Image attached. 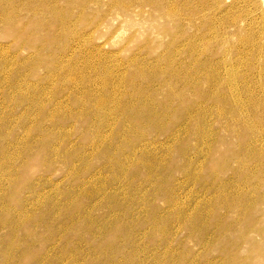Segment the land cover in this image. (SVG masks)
<instances>
[{
	"label": "rangeland",
	"instance_id": "374dc122",
	"mask_svg": "<svg viewBox=\"0 0 264 264\" xmlns=\"http://www.w3.org/2000/svg\"><path fill=\"white\" fill-rule=\"evenodd\" d=\"M13 1L18 12L23 9L21 13L17 12L18 15L22 14L20 16L22 19L18 16L16 24L13 23L15 27L1 22L0 11V28L4 29L2 31L0 29V33L4 31V34L1 33L3 36L0 34V56H2L0 58V83H2L0 84V141L2 142H0V264H264V136L259 142H255L251 135V140H244L242 126H237L230 120L233 118L232 109L221 105L228 111V119H224L225 122L220 120V116L216 113L217 107L215 106L218 104L212 102V106L208 107L212 110L211 115L207 114L204 121L192 120L193 125H191L194 128H188L190 137L181 136L185 138V141L179 142L176 138L169 136L183 128L185 120L190 118L189 113L191 112L188 113L180 108L176 111L177 105H174V109H169L164 113L170 116V122L165 127L159 125L155 118V116L163 115V112L154 113L153 118L156 120L153 119L151 123L142 120L147 117L145 113H138L137 127L144 131L142 133L146 134L147 140L154 143V147L151 148L156 149L153 156L150 154L147 158L140 157L144 166H128L131 168L126 169L124 173L119 168L106 167L107 162L111 164L113 159L126 163L124 157L115 155L121 138L105 139L100 142L99 146L105 142L103 148L109 153L100 150L97 157L94 156L88 162L82 163L84 159H87L85 154L94 153L92 143L95 142L93 137L95 132L92 131L94 125L88 131L87 122L84 121H80L81 125L76 128V124H79L78 119H74V121L64 119L63 123L67 120L70 121L64 124L61 121V129L72 131V133L75 131L72 134L73 137L71 136L73 139L71 141L77 147L68 156L61 144L63 138L58 128H53L52 135L46 132L39 133L42 135L41 137L37 132L32 135L36 127L34 115L37 110L30 111L35 105L31 101L42 97V93L36 89H30V99L22 100L19 95V87L15 88L16 84H11L22 83L26 78H28L27 81L35 85L48 82L50 75L48 70L51 65L46 67V64L54 61L51 56L55 47L51 45H55V31L48 33L44 30L43 27L51 15L48 12L47 14L40 12L47 10L50 4L43 1L26 7L27 1ZM138 1L140 4L135 0L137 7L134 11L143 13L141 15L137 13L138 17H134V21H138L142 25L128 26L125 18L120 22L114 21L105 24L101 28L103 34L98 31L94 36L93 45L100 48L101 51L103 49V54H101L102 57H105V64H108L116 72L127 73L131 69H135L138 64H143L144 61H148L144 65H153L158 61L159 56H164L165 62L169 61L166 64L163 61L166 66H171L174 61L177 65L176 69H183V71L187 68H203L198 72V75L205 79L207 78L208 65L211 62V51L215 52L214 61L240 58L247 51L233 49L229 44L235 43L234 46L236 45L238 37L234 33L233 23L243 18L238 10H234V14L230 13L229 8L233 4L232 0L221 5L216 0H169L172 4L184 8L182 27L178 22L168 19L163 14L165 8L160 12L155 11V2L153 4V1H158L157 3L164 1L146 0L148 3L143 0ZM17 2L18 4H16ZM37 3L41 6L37 7ZM65 3L66 0H60V8L66 9ZM215 5H217V9L214 8ZM139 6L141 7L138 8ZM95 10L98 11L97 8ZM9 11H13V9L11 8ZM78 14L80 19L81 14L79 12ZM161 14L165 19H161ZM94 19L95 16L86 14L79 21H93ZM242 25L244 26L243 23ZM21 26L25 31L23 39L30 41L33 44L32 48L22 47L13 36L9 35L10 32H15ZM217 33L220 35L223 33L226 37L227 33H230L231 40L220 47L215 42L218 38ZM183 34L184 38L180 46L177 44L173 47L175 51L167 53V47L175 40L176 36H183ZM88 37L86 36V39ZM67 41L71 42L69 43L70 47L67 51L61 52L64 64L69 65L74 60V65L71 66L81 67L89 59H92L96 65L100 64L97 58L92 57L91 49L93 50V48L89 43H85L84 40L79 42L67 39ZM44 42H48L46 49L42 48ZM62 43L68 44L66 41ZM194 43L195 46L191 47ZM150 48L152 49L150 50ZM176 49H181V53L176 52ZM229 49H233L235 54L228 55ZM221 52L227 56L223 57ZM165 54H167V59ZM38 60L44 64L39 66L34 73L30 67L25 66L28 62L33 63ZM136 60L137 64L134 63ZM19 61L21 66L17 68L14 63ZM120 62L123 65H120ZM261 65L262 67L255 71L264 73V65ZM6 67L7 69H5ZM243 67L239 71L250 72L251 69H248L247 66ZM60 73L62 74V72ZM188 73L195 74L193 70ZM87 74L88 76L92 75L89 72ZM67 76H69L68 73L61 80H55L53 85L47 87V89L49 87L59 90L67 89L66 91L59 92V96L55 98L47 96L44 98L53 99L54 104L52 103V105L63 103L65 106L63 114L69 117L72 112L83 107L81 101H86L87 108L92 107L93 100L101 94L102 87L101 85L95 86L91 96L86 91L83 92V88H81V91H76L74 97L73 92L70 93L69 90L71 87L74 88V85L67 82ZM160 76H157L158 79L156 77L158 81L154 88L163 79L171 81L170 76L163 79ZM214 76L217 77L218 81L215 83L218 85H222L223 80L227 78L224 71L217 72L213 78ZM261 76L256 74L255 76L250 75L245 80H242L241 77L237 79L238 86L242 87L240 88L242 102L249 103L248 97L252 98L253 96L252 99L263 100L264 94L261 93L264 91V77ZM194 79L192 78L190 81L195 90L205 91L208 85L206 81L202 80L200 81L201 85H197ZM160 86L162 85H159L158 89ZM173 88L179 92V95L183 91L181 82L173 84ZM226 89L224 92L229 91ZM193 93L188 94L192 97ZM161 94L163 96L159 101H166L169 92L165 90ZM66 100L68 101L66 102ZM155 102L158 103V101ZM48 108L52 107L48 106ZM256 110L260 113L264 112L263 107L258 106ZM246 113L249 111L247 110ZM249 115H245V118H248ZM260 122L264 128V118ZM38 123L45 126L46 130H52V124L44 116L38 120ZM84 128H86V135L83 132ZM204 129L206 130L203 132ZM103 132L104 135L108 134L105 130ZM81 133L84 134V137ZM241 133L242 136H240ZM45 137H48V140L43 141ZM53 139L55 140L53 141ZM32 140L34 143L36 140L43 143L42 145H31L30 150L33 153L42 150V146L49 143L48 153L29 156L21 151L14 152L20 147H27V141ZM140 142L133 139V149L137 148ZM162 145L163 147H161ZM252 146L262 147L261 153L253 156L256 159L248 155ZM208 149L210 150L208 151ZM126 153L129 155L130 151ZM95 158L98 162L95 161ZM161 159L167 162L164 168L158 166ZM145 165L157 167L150 170L146 169ZM73 166L78 167V170L72 171ZM126 177L133 179L132 185H128V187L127 183L123 182ZM96 192L98 195L94 197H83V194L93 195ZM16 194H19L20 197L15 198ZM8 196L12 197L9 203L7 202ZM129 196L134 198L131 204L128 202ZM46 197L47 201L42 200ZM61 198L63 200H60ZM18 204L25 211L34 210L31 215L38 218L33 219L34 221L27 223L22 228H17L15 225H19L20 217L15 215L14 230L12 231L9 227L11 223H8L10 219L6 217L8 212L13 214V210L18 211ZM36 205L37 209L35 210ZM8 206L10 208L7 209V212L4 208ZM80 207H85L87 213L90 210L92 212L90 214L75 212L73 215L70 213L71 210H81ZM128 219L134 223L135 230L125 233L127 230L124 225ZM53 220L57 223L56 230L50 232L46 222ZM7 224L8 226H6ZM62 226L63 232L61 231ZM205 227H209L208 232L205 231ZM24 244L31 248L29 250L23 248Z\"/></svg>",
	"mask_w": 264,
	"mask_h": 264
},
{
	"label": "bare ground",
	"instance_id": "6f19581e",
	"mask_svg": "<svg viewBox=\"0 0 264 264\" xmlns=\"http://www.w3.org/2000/svg\"><path fill=\"white\" fill-rule=\"evenodd\" d=\"M25 1H27L26 7H30L35 2L47 1L50 4V7L47 10L41 11L40 13L41 14H47V12H48L51 15L49 21H47L45 23L43 28L48 33H53L55 31V45H51V46L55 47V50L51 56V58L54 61L52 63L46 64V67L51 65V66H49L50 69L48 70L49 74H50L48 76V82H45L44 84L41 83V84L35 85V84H32V82L27 81L28 78H26V80L23 81L22 83H19V84L18 83H11V84H16L15 88L19 87V95L21 96L22 100L30 99V97H31L30 92H29L30 89H36L37 91L42 93V97H40L39 99L37 98L34 101H31L32 103H35V105H33V109L30 111L37 110V113L34 115V122L36 123V125H35L36 127L33 130L32 135H34L35 132H37L38 134L41 132H43V133L46 132L47 134L52 135L53 128L54 127L58 128L60 130L61 136L63 138V141L61 142V144H62L63 148H65V151L68 154V156H70L74 152L75 148L77 147V145L71 141V139H72L71 136L75 131L72 133V131L68 132L69 130L66 131L65 129H61V121L63 123L64 119H71L73 121H74V119H78L79 124H76V128L79 127V125H81L80 121L81 122L84 121V122H87L86 123L87 127L86 126L85 127L88 128V131L90 130V127H92L94 125L92 131L95 132L93 134V137L95 138V142L92 143V148H93L94 153L85 154L87 159H84L82 161V163L88 162L90 158L98 155V152L100 150L108 152L105 148H103L105 142H103L99 146L100 142L105 141V139L115 140L117 138H121V143L118 144V146L115 150V155L124 157L126 159V163L122 162V161L118 162V161H116L117 159H113V162H111V164L109 162H107L106 167L110 168V169L119 168L120 171L122 173H124L126 171V169L131 168V167L128 168V166H132V167L144 166V162L142 159H140V157L147 158V156L150 154H152V156H153L156 149L151 148V147H154V143L146 139V134L142 133L144 131L138 129V127H137L138 126V121H137L138 113H140V112L145 113V115L147 117H144V119H142V120L148 121L151 123V121H153V119H154L153 118L154 113L163 112V115L155 116V118H157V123L159 125H161L162 127H165L170 122V120H169L170 116L168 114H164V113L167 112L169 109H174L173 108L174 105L175 106L177 105L176 111H178L179 110L178 108H180V109L186 110L188 113L191 112V113H189L190 118H187L185 120L186 122L183 125V128L179 129L178 132H175L174 134H171L169 136V137L174 138V139L176 138L179 142L185 141L184 140L185 138H182L181 136H185L186 138L190 137V132L188 131V128L189 127L194 128V126H192L193 124L191 123L192 120L197 119L200 121H204L205 118L207 117V114L211 115L212 110L209 109L208 107L212 104V102L214 104H218L215 107H217L216 113L220 116V118H221L220 120H224V119L227 120L228 119V111H226L224 109V107L227 108V106H228L229 109H232L231 115H233V118H231L230 120H231V122L236 123L237 126H242V128H243L242 131L244 133H243V136H242V133L240 136H242V138L244 140H247V139L251 140L250 139V135H251L254 137L255 142H259L260 139L262 138V136H264V128L260 122L262 120V118H264V112L260 113L258 110H256V108L258 106L264 108V98H263V100L262 99H252L254 96L252 98H250V97H248L249 96L248 95L247 97L249 99H247V100L249 103L242 102L243 97H242L241 92H240V90H241L240 88H242V87L238 86V81H237V79L240 77L242 80H245L250 75L255 76L256 74L262 75L264 77L263 71H262V73H260L259 71H255V70L262 67L261 64L264 65V0H232L233 4L229 8L230 13L234 14V10H238V11H240V13L243 17L242 19L237 20L233 23V26L235 29L234 33H236V35L238 37V39L236 38V45L234 46L235 43L233 45H231L232 43H229V41L231 40L230 39L231 36H229L230 33H227V37L224 36L223 33L221 35L219 33H217L216 36L218 38L215 40V42L218 43L220 45V47L226 43H229L231 48H233V49H238V50H243V51L247 50V51L244 52L240 56V58H236V59L230 58V59H225L222 61L221 60L214 61L213 59L215 57V52L211 51V62L208 65L207 78H205V79L198 75V72H200L203 68H196V69L187 68L188 70L186 69L183 71V69H176L177 65L175 64L174 61L171 63V66H166L165 64L169 61L166 60L167 62H165V58H163L164 56H159L158 61H156L155 64H153V65H144V63H148V61H144L143 64H138V66L136 65L137 67H135V69H131L127 73H125V72L123 73L120 71L116 72L114 69L110 68L108 66V64H105V62H104L105 57H102L103 56L102 55L103 49L101 51L100 48L95 47L93 45L94 36L98 31L103 34L101 28L105 24L112 23L114 21L120 22L121 20H123L125 18H126L125 21H126L128 26L142 25V24H140V22L134 21V17H138L137 13H139V12L134 11V9L137 7V5L135 6V0H66V3H65L66 9L60 8V0H23V2H25ZM136 1L139 2L138 0H136ZM143 1L147 2L146 0H143ZM143 1H141V2H143ZM160 1H164V2L157 3L158 1H153V4L155 2V4H154L155 11L160 12V11H163V9L165 8V11H164L165 13H163V14L168 19H170V20L172 19V20H175L176 22H178V24L182 27L183 26V20H182L183 13H182V11L184 10V8L177 6L176 4H172V2H170L169 0H160ZM228 1L229 0H216V2L219 5H221L223 3L226 4V3H228ZM16 4H18V2ZM139 4H140V2H139ZM38 6H41V5L37 3V7ZM140 7L141 6H139L138 8H140ZM9 8L10 9L12 8L13 11H9L10 10ZM96 8L98 9V11L95 10ZM214 8L217 9V5H215ZM220 9L222 10V8H220ZM22 10H19V12L21 13ZM92 10H93V12H90ZM0 11H1V18H2L1 22L4 24H7V25H11L12 27H15V26H13L14 25L13 23H15L18 16L20 19H22L20 17L22 14L21 15L17 14L18 9L16 8L13 0H1ZM142 11H143V9H142ZM78 12L81 14L80 19H79ZM86 14H88L90 16H95V19L93 21L87 20V21L80 22ZM163 14H161V19H165L163 17L164 16ZM96 19H97V21H95ZM239 23H241V24H239ZM242 23L244 24V26L242 25ZM4 27H6V26H4ZM2 29H1V31H2ZM76 29H78V30H76ZM3 32H1V33H3ZM5 33H6V31H5ZM9 35L13 36L16 39V41L19 43V45H22V47L32 48L33 44L30 41L23 39V36H25L24 27L21 26L20 29L17 28V30L15 32H10ZM236 35H234V36H236ZM86 36H89L88 39H86ZM183 38H184V34H183V36H181V35L176 36L175 40L167 47L168 52L167 51L166 52L170 53L169 51H175V50H173V47L177 46V44H178V46H180V43L183 41ZM67 39H70L71 41L72 40H78L79 42L84 40L85 43H89L93 48V50L91 49L92 57L94 59L97 58L98 59L97 61H99L100 64L96 65L92 59H89L85 63V65L81 66V67H79L77 65H75V67L71 66V65H74V60H73V62L69 63V65L71 67L69 65L64 64L62 62L63 54L61 52L63 50L67 51V49L70 47L69 43H71V42H68L69 40L67 41ZM237 40H238V42H237ZM64 41H66L68 44L64 45L62 43ZM79 42H77L78 45H79ZM237 43H238V45H237ZM194 46H195V43L193 45H191V47H194ZM47 47H48V42H44L42 45V48L46 49ZM241 48H243V49H241ZM5 49H7V48H5ZM151 49L152 48H150V50ZM233 49H229L227 54L228 55L235 54V51ZM8 51H10V50H8ZM180 51H181V49H179V50L176 49V52L181 53ZM223 51L226 52L227 50H223ZM79 52H82V51H79ZM207 52H208V50H207ZM222 52H221V55H223V57L227 56V54H225V53L223 54ZM6 53H7V51H6ZM113 54H115V53H113ZM166 55L167 54H165V57H166ZM77 56H79V55H77ZM1 57L2 56H0V58ZM82 57H84V56H82ZM111 57H112V55H111ZM166 59H167V57H166ZM247 60H249V61H247ZM251 60L253 62L256 60H259V61L254 62V63H257L255 65L253 62H250ZM20 61L14 63V65H17V68L21 66V64H19ZM78 61H79V59H78ZM163 61L165 62V64L163 63ZM117 62H118V60H117ZM134 63L137 64L138 63L137 60ZM43 64L44 63L42 61L38 60V61H34L33 63L28 62V64L25 66L30 67V69H32L33 73H34L37 71L38 67L43 65ZM121 64L122 63L120 62V65ZM8 65H10V64H8ZM244 65H245V68L247 66L248 69H251L250 72H247V73L243 72L242 73L241 71H239V69L241 67H243ZM7 67L5 69H7ZM22 69H24V68H22ZM22 69H20V71H22ZM32 70H30V72ZM191 70H193L195 72L194 75H191L188 73ZM223 71L225 74H227V78H225V80H223L222 85H218L215 83L218 81L217 77L214 76V78H213V75L215 73L217 74V72H223ZM247 71H249V70H247ZM60 72H62V74ZM88 72L91 73L92 75L88 76V74H87ZM66 73L69 74V76L66 77L67 82H69L70 85H74V88L73 87L69 88L70 93L73 92L72 95L76 94V91H81V88H83L82 89L83 92L86 91L87 94H90V96H91V94H93L92 91L95 90V88H96L95 86L101 85V87H102V90L100 89L101 94L96 99L93 100L94 104L92 105V107L87 108L86 107V101H81L83 107L79 106L80 109H77V111L72 112V114L69 117H67L66 114H63V107H65L63 103L62 104L57 103L55 105H52L53 99H48V98L45 99L44 98L45 96H47L49 98L50 97H53V98L58 97L60 94L59 92H61L63 90L64 91L67 90V89L66 90L65 89L59 90V89H55L52 87H49L47 89V87L49 85H53L55 83L54 82L55 80H59V79L61 80ZM158 75L159 76L161 75L162 77L161 76L160 77L162 79L164 77L170 76L171 81L169 82L168 80L163 79V81H161V83H159L156 86V88H154L155 84H157L156 82L158 81V80H156V77ZM220 77H222V76L220 75ZM192 78H195L194 80L197 83V85H201L200 81L205 80L206 83L208 84L205 91L195 90V87L193 86V84L190 81V79H192ZM157 79H158V77H157ZM171 82H175L176 84H177V82L182 83L183 91L180 93V95H179V92H176L173 88V84H175V83L172 84ZM26 83H27V85H26ZM170 83H171V85H170ZM0 84H2V83H0ZM159 85H162V86H160L158 89ZM262 85H263V83H262ZM26 86H27V88H26ZM226 86H227V89H229V91L226 89ZM253 86H255V85H253ZM263 87H264V85H263ZM253 88H255V87H253ZM224 89H226L227 91L224 92ZM161 90H162V92H164L165 90H167V92H169L167 100L165 99L166 101H162V102L159 101L160 97L163 96L161 94L162 93ZM211 90H212V92H211ZM257 91H259V90H257ZM191 92L192 93L194 92L192 94V97H190L188 94ZM263 92L261 94H264ZM64 93H66V92H64ZM103 93H106V94L102 95ZM60 97H61V95H60ZM74 97H75V95H74ZM158 97H159V99H157ZM67 101L68 100H66V102ZM155 101H158V103ZM221 105L224 107H222ZM48 106H51L52 108L49 109ZM88 106H90V105H88ZM206 107H207V109H206ZM254 109H255V111H254ZM247 110L249 111V113H246ZM27 111L30 112L28 109H27ZM181 112H179V113H181ZM245 115H249V117L245 118ZM42 116H44V118L48 119L49 122L52 124V130H50V129L46 130L44 128L45 126L38 123V120H40ZM175 118L176 117H174V119ZM155 120L156 119H154V121ZM65 122H70V121L67 120ZM91 122H92V124H91ZM47 124H49V123H47ZM115 124H116V126H115ZM169 126H171V125H169ZM232 126H233V124H232ZM86 128H84V130H83L84 133L86 132L85 131ZM95 128L97 129L96 131L94 130ZM81 129H82V127H81ZM79 130H80V128H79ZM104 130L108 133L107 135H104V132H103ZM205 130L206 129H204L203 132ZM79 132H81V131H79ZM81 134H83V133H81ZM167 134H168V131H167ZM85 135H86V133H85ZM41 136L42 135L39 134V137H41ZM88 136H90V135H88ZM162 136L163 135H161V137ZM83 137H84V134H83ZM87 138H89V137H87ZM162 138H159V139H162ZM133 139H137V140L141 141L139 143V145L137 146V148H135V149H133V147H132ZM263 139H264V137H263ZM33 140H34V137H33ZM33 140L27 141V144H26L27 147H25V148L20 147L14 152L17 153L18 151H21V152L26 153L29 156H31V155L34 156L38 153L39 154L41 153V155L48 153V151H49L48 148L50 146L49 143L44 144L42 146V150H40V151L36 150L37 152L33 153L30 150L32 148L31 145H33V144L42 145L43 144V143L38 142L37 140L34 143ZM46 140H48V137H45L43 139V141H46ZM54 140L55 139H53V141ZM50 142H51V140H50ZM8 146H7V148H8ZM164 146H165V144H164ZM9 147L11 148V146H9ZM161 147H163V145ZM261 148H260V146H257V147L252 146L250 148V152H248V155H251V158L256 159L253 156L259 155L261 153L260 152ZM61 149H62V147H61ZM210 149H208V151ZM53 151H54V148H53ZM127 151H130L129 155H127V153H126ZM243 151H244V149H243ZM22 155H24V154H22ZM47 156H48V154H47ZM48 157L50 158V156H48ZM83 157H84V155H83ZM47 160H49V159H47ZM96 160H97V158H95V161ZM93 161H94V159H93ZM96 162H98V160ZM166 163H167L166 160L161 159L158 166L160 168H164ZM15 165H16V163H15ZM92 165H93V162H92ZM155 167H157V166L145 165V168L150 169V170H153ZM71 170L76 171V170H78V167L73 166L71 168ZM142 175H144V173ZM128 178L126 177V179L123 181V182L127 183V187H128V185H132V183H133V179H130V178L128 179ZM141 184L144 185V183H141ZM94 188L99 189L97 186H94ZM98 193H99V191H98ZM98 193L96 192L93 195L92 194H89V195L83 194V197H88V196L94 197L95 195H98ZM18 196L20 197L19 194H16L15 198H19ZM10 198L12 200L11 196L7 197L8 203L10 202ZM128 198H129L128 202H129V204H131L134 201V198H132L131 196H129ZM47 199H48L47 197L42 198V200H44V201H47ZM88 199H91V198H88ZM60 200H63V199L61 198ZM77 202H79V201H77ZM77 205L79 206V204H77ZM18 206H19L18 211L13 210V214L8 212L7 209L10 208L9 206L4 208L5 211L7 210V212H8V215L6 218L10 219L8 221V223H11L9 225V227H10V230H12V231L14 230V226H13L14 220L13 219H15L14 218L15 215L20 217V219L18 220L19 225L18 226L15 225V227H17V228H22V226L26 225L29 222L31 223V221H34L35 219L38 218V217L34 218L33 215H31V212H33L34 210L25 211L24 209H22L21 205L18 204ZM81 208L82 207H80V209ZM84 208L85 207H83L81 210H79V209L71 210L70 213H72V215L75 212H84V214H86L87 209H84ZM36 209H37V205L35 207V210ZM44 210H48V209H44ZM91 212H92V210H90V212H88V213L90 214ZM46 215H45V218H46ZM47 217H49V216H47ZM59 220H61V219H59ZM90 221H92V219H90ZM46 223L48 224V226H47L48 230L50 232H55V230H56L55 225L57 223L54 222V220L50 221V222H46ZM6 226H8V224ZM124 226L127 230V231H125V233H129V231L135 230V225L131 219H128L125 222ZM79 228H81V227H79ZM62 229H63V226L61 227V231L63 232ZM204 229L206 232L209 231L208 230L209 227H205ZM73 230H75V229H73ZM71 233H73V232H71ZM69 234H68V237H69ZM86 236H87V234H86ZM86 236H84V237H86ZM206 244H208V243L206 242ZM70 245H71V243H70ZM22 247L27 249V250H29L31 248L27 244H24V246H22ZM52 262H54V261H52Z\"/></svg>",
	"mask_w": 264,
	"mask_h": 264
}]
</instances>
